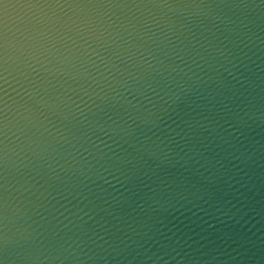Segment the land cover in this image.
Here are the masks:
<instances>
[{
    "label": "clouds",
    "instance_id": "9594fccd",
    "mask_svg": "<svg viewBox=\"0 0 264 264\" xmlns=\"http://www.w3.org/2000/svg\"><path fill=\"white\" fill-rule=\"evenodd\" d=\"M0 264H264V0H0Z\"/></svg>",
    "mask_w": 264,
    "mask_h": 264
}]
</instances>
